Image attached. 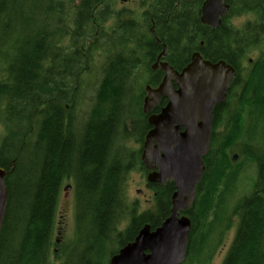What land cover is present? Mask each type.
Listing matches in <instances>:
<instances>
[{"label": "trees", "instance_id": "1", "mask_svg": "<svg viewBox=\"0 0 264 264\" xmlns=\"http://www.w3.org/2000/svg\"><path fill=\"white\" fill-rule=\"evenodd\" d=\"M225 1L229 11L216 28L199 22L202 0H143L142 22L119 14L106 28L111 0H0V71L5 72L0 167L7 172L8 191L0 264H51L52 254L61 258L58 249L50 252L61 181L72 180L74 190L71 253L85 235L87 249L68 259L64 247L59 264H99L104 244L109 259L143 225L155 229L169 216L173 183L148 185L153 201L140 213L124 199L127 175L141 163V147L130 151L127 143L141 146L149 129L142 111L144 88L161 76L142 61L161 51L162 43L174 68L184 67L198 51L235 70L225 101L213 110L204 173L185 212L191 227L182 264H212L215 248L234 225L220 264L263 262L264 0ZM233 14H252L254 20L233 28L227 24ZM151 22L159 44L149 33ZM252 48H262L256 58L249 56ZM92 59L100 65L90 75L85 65ZM241 66L248 67L245 79ZM140 68L145 74L138 77ZM246 164L255 175L243 181ZM123 218L126 224L117 231Z\"/></svg>", "mask_w": 264, "mask_h": 264}, {"label": "water", "instance_id": "2", "mask_svg": "<svg viewBox=\"0 0 264 264\" xmlns=\"http://www.w3.org/2000/svg\"><path fill=\"white\" fill-rule=\"evenodd\" d=\"M228 8L225 0H204L200 21L216 28ZM165 54L163 48L159 56ZM152 68L163 71L164 77L156 88L145 87L143 112L149 114L162 97L167 98V103L159 113L148 115L151 129L145 135L140 158L149 170L148 183L161 186L173 183L170 214L155 229L149 224L143 225L133 241L111 257L109 264H181L184 261L191 223L180 211L192 205L196 186L204 173L203 157L210 148L212 110L225 101L235 75L234 69L224 61L211 63L198 52L191 54L190 62L180 72L160 61ZM7 199L5 171L0 168V232Z\"/></svg>", "mask_w": 264, "mask_h": 264}, {"label": "rangeland", "instance_id": "3", "mask_svg": "<svg viewBox=\"0 0 264 264\" xmlns=\"http://www.w3.org/2000/svg\"><path fill=\"white\" fill-rule=\"evenodd\" d=\"M76 1L77 0H73ZM111 7L115 10H120V9H127V10H134V15H137L139 18L137 19L138 21H141L142 17V11L143 9L137 5V0H128L127 3L121 4L120 0H111ZM248 20H254V16L252 14H245V15H236L233 14L232 16L228 17L227 19V24L230 25L233 28H241L245 22ZM104 27H108V24L104 25ZM65 28L69 29V20H66L65 23ZM66 41L62 42L61 44H65ZM66 45V44H65ZM264 48V44H263ZM262 50V48H252L249 51V56L250 58H256L259 54V50ZM260 50V51H261ZM6 55L5 52L1 54V59H5ZM246 61V60H245ZM246 66V65H245ZM88 67L91 70H96L98 67V62L96 60H93L92 62L89 63ZM143 72V73H142ZM0 73H2L0 71ZM145 74V70L143 68H140L137 70V75L143 76ZM147 74V71H146ZM1 79V77H0ZM96 79H94L92 82L95 83ZM139 83L136 81V84ZM138 87V85H137ZM90 89L86 88L85 93H87ZM92 95V91L88 93V95H85L84 102L87 101L88 97ZM86 104V103H85ZM88 109V106H82L81 111L84 112V110ZM83 109V110H82ZM260 123H263V120H260ZM127 145L130 147L131 150H139L140 149V144L136 143L133 140H129ZM238 158H236L235 161H237ZM141 162V161H140ZM248 165V166H247ZM251 164H246L247 168L242 171L241 175L243 176V181H246L244 178H251L254 179V170L250 166ZM147 170L144 168L142 163L136 165V167L129 172L127 175L126 179V185H125V201L129 204H133L137 208V213L143 212L147 210L151 206V202L153 201V194L154 191L152 188H150L146 181V175H147ZM253 181V180H252ZM251 181V182H252ZM71 183V180H66L62 186L63 188L60 191L57 204H56V211H55V227H54V232L52 234V241L53 245H51L50 252L52 253H58V250L60 251L61 258H55L53 254L50 256L51 264H59L60 261L63 258V248L66 247V251L68 256V259H72L75 257V254H78V257L80 254H84L86 251L83 253V249H87V244H86V235L83 236V241L82 244L84 243V247L81 249V246H77L75 248V251L71 253V248L70 245L72 244V241L74 240L75 236V200H74V190L71 188L70 190L65 189L64 187L68 184ZM248 183V182H247ZM72 184V183H71ZM125 218V217H124ZM124 218L120 220V222L117 225V231L123 230L124 225L126 222L124 221ZM233 236V231L232 229L226 234V239L220 241V243H223L222 245H218L215 248V253L212 258V264H219L223 254L225 253L227 246L229 242L231 241V238ZM57 241V243L55 242ZM88 243V241H87ZM58 244V245H57ZM86 246V247H85ZM109 245H105L103 247V251L99 252L98 255V261L99 264H107L108 263V252ZM58 249V250H57ZM56 250V252H54Z\"/></svg>", "mask_w": 264, "mask_h": 264}, {"label": "bare ground", "instance_id": "4", "mask_svg": "<svg viewBox=\"0 0 264 264\" xmlns=\"http://www.w3.org/2000/svg\"><path fill=\"white\" fill-rule=\"evenodd\" d=\"M52 1V0H51ZM142 2H143V0H141ZM145 4H146V7H145ZM57 7V6H56ZM140 7L143 9V11H144V14H145V11L147 10V2H143L141 5H140ZM51 8H53L52 7V5H51ZM53 9H55V8H53ZM56 10V9H55ZM111 10H112V16L110 17V19L108 20V22L106 23V25L108 24V27H109V25H110V23L111 22H113V23H115V20H116V18H117V16L119 15V14H123V15H125V17H127V18H133V19H138L139 17L137 16V15H134V12L133 11H130L129 13L126 11V10H123V11H119V12H117L116 14H115V12H116V10L115 9H113L112 7H111ZM54 11V10H53ZM143 11H142V13H143ZM55 12V11H54ZM199 13H200V8H199ZM51 15V14H50ZM143 15V14H142ZM140 19V18H139ZM141 19H143V17H141ZM144 20V19H143ZM143 20H141V21H139V22H142ZM178 20H179V18H178ZM181 20V19H180ZM179 20V21H180ZM177 21V20H176ZM178 21V22H179ZM193 21V20H192ZM151 24H154L153 22H151ZM201 24H202V22H201ZM203 25V24H202ZM205 26V25H204ZM108 27H106V28H108ZM151 27H152V30H149V33L152 35V37L155 39V42H159L160 43V40L157 38V36H156V32H155V30H154V25H151ZM150 27V28H151ZM185 27V26H184ZM193 28V27H192ZM195 28V27H194ZM194 31V30H193ZM190 32V31H189ZM177 34V33H176ZM187 35H189V34H187ZM186 35V36H187ZM190 36V35H189ZM185 38V37H184ZM186 39V38H185ZM158 43V44H159ZM201 44H202V42H201ZM163 48H165V52H166V45L164 44V43H162V50H161V52L163 51ZM161 52L159 53V55L161 54ZM158 55V57H162V56H166L167 57V52H166V54L165 55H161V56H159ZM166 59V58H165ZM174 59V61H176L177 62V60H179V57L177 58V59H175V58H173ZM93 60H95V59H92L91 61H88L89 63L90 62H92ZM97 62H98V67H99V65H100V60H96ZM168 61V60H167ZM167 61H161V62H165V63H167L169 66H171L170 65V63L169 62H167ZM143 63H145L146 65H149L150 63H151V59L150 60H147V59H145L144 61H142ZM247 63V62H246ZM88 63L85 65V69H86V71H88V73L90 74V75H92V74H96L97 73V69H98V67L96 68V70H91L89 67H88ZM153 65V64H152ZM152 65H151V68H150V65H149V68L150 69H153L152 68ZM172 67V66H171ZM242 67V72H241V75L243 76V78L245 79V76H246V74L248 73V67H245V66H241ZM173 68V67H172ZM154 70V69H153ZM159 70V69H158ZM161 71V70H160ZM2 73H0V77H1V79L2 78H4L5 77V72H4V70H2L1 71ZM163 72V71H162ZM164 73V72H163ZM235 76V75H234ZM148 78H151V74H148ZM234 78V77H233ZM0 79V80H1ZM246 81V80H245ZM148 86H150L151 88H152V86L151 85H149L148 84ZM86 116V115H85ZM85 120V119H84ZM76 122V121H75ZM74 124H78L77 122L76 123H74ZM73 124V127L75 128L76 126ZM80 124V123H79ZM83 124V123H82ZM81 125V124H80ZM81 126H83V125H81ZM80 126H78V128H79ZM73 128V129H74ZM80 129H81V127H80ZM80 129H78V130H80ZM70 130L71 131H73L72 129H71V127H70ZM81 131V130H80ZM76 132H77V129H76ZM74 133V132H73ZM78 133V132H77ZM74 135V134H73ZM77 135V134H76ZM75 136V135H74ZM76 138V137H75ZM77 141V140H76ZM108 148H110V146L108 147ZM234 156V155H233ZM0 168H2V167H0ZM3 169V168H2ZM4 170V169H3ZM5 171V170H4ZM6 171H5V177H6ZM65 178V177H64ZM71 178V177H70ZM62 183H64V182H62L61 181V184ZM71 183H72V180H71ZM68 184V185H66L65 187H64V190L65 189H67V190H70L71 188L73 189V187H72V184ZM151 185H159V184H151ZM62 186H64L63 184H62ZM67 186H70V189H68L67 188ZM159 186H161V185H159ZM164 186V185H163ZM162 187V186H161ZM63 188V187H62ZM172 195V194H171ZM194 199H195V197H194ZM193 202H194V200H193ZM193 202H192V204H193ZM192 206V205H191ZM190 206V207H191ZM170 207H171V197H170ZM190 209V208H189ZM189 209H187V210H189ZM187 210H185V211H180V214H183V215H186L185 214V212L187 211ZM187 216V215H186ZM188 217V216H187ZM189 218V217H188ZM74 222H75V219H74ZM235 229V225H234V227H233V230ZM232 230V231H233ZM188 237H189V235H188ZM56 243H57V241H55ZM187 243H188V238H187ZM187 243H186V247H187ZM228 246H229V244H228ZM228 246H227V248H228ZM227 250V249H226ZM226 252V251H225ZM185 253H186V251H185ZM225 254V253H224ZM224 254H223V256H224ZM114 255V254H113ZM112 255V256H113ZM111 256V257H112ZM111 257L108 259V264H109V261H110V259H111ZM185 257H186V255H185ZM223 258V257H222ZM184 260H185V258H184ZM222 260V259H221ZM264 261V260H263ZM184 262V261H183ZM182 262V263H183ZM221 262V261H220ZM181 263V264H182ZM263 263V262H262ZM261 263V264H262ZM220 264V263H219Z\"/></svg>", "mask_w": 264, "mask_h": 264}, {"label": "flooded vegetation", "instance_id": "5", "mask_svg": "<svg viewBox=\"0 0 264 264\" xmlns=\"http://www.w3.org/2000/svg\"><path fill=\"white\" fill-rule=\"evenodd\" d=\"M121 1V4H123V3H127L128 2V0H120ZM191 2V1H190ZM143 2L141 1V0H137V5H141ZM192 3V2H191ZM145 7H146V4H145ZM123 10H126L128 13L130 12V11H134V10H127V9H120V10H116V12H115V14L117 13V12H119V11H123ZM153 25V24H152ZM149 30H152V27L151 28H149ZM157 44L159 43V42H156ZM162 50V49H161ZM161 51H159L158 53H154L153 55H152V58H151V63H150V68H151V65L152 64H154L156 61H167L166 59H164V58H166V56H162V57H158V55H159V53H160ZM168 62V61H167ZM179 62V60H177V63ZM248 62L249 63H251V60H248L247 61V64H248ZM215 63V62H214ZM173 69L174 70H176V71H178V72H180L181 71V69H182V67H180V69L179 68H174L173 67ZM150 70H152V71H159L160 73H161V76H160V79H159V81L154 85V86H152V88H156L159 84H160V82L162 81V79H163V77H164V73L162 72V71H160V70H158V69H150ZM153 75L151 74V77H152ZM171 84L176 88L177 86H176V84L173 82V81H171ZM166 102H167V99H166V97H162V98H160V100L158 101V103H157V105L156 106H154L152 109H151V111H152V113H159L160 112V110H161V108L163 107V106H165V104H166ZM161 103L163 104V105H161ZM157 107H159V109H157ZM157 109V111L155 112V110ZM149 126V129H148V131L151 129V126L150 125H148ZM147 131V132H148Z\"/></svg>", "mask_w": 264, "mask_h": 264}]
</instances>
